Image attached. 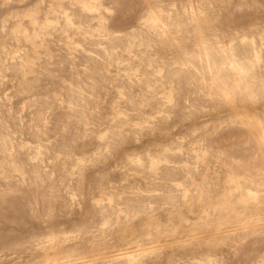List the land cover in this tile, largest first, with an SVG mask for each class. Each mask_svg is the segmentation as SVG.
<instances>
[{"label":"rangeland","instance_id":"rangeland-1","mask_svg":"<svg viewBox=\"0 0 264 264\" xmlns=\"http://www.w3.org/2000/svg\"><path fill=\"white\" fill-rule=\"evenodd\" d=\"M0 264H264V0H0Z\"/></svg>","mask_w":264,"mask_h":264}]
</instances>
